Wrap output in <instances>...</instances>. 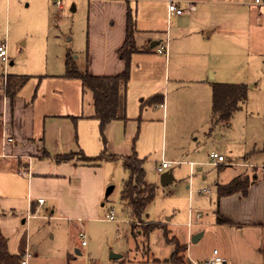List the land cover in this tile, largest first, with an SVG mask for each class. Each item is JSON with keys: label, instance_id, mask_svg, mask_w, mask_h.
Segmentation results:
<instances>
[{"label": "rangeland", "instance_id": "374dc122", "mask_svg": "<svg viewBox=\"0 0 264 264\" xmlns=\"http://www.w3.org/2000/svg\"><path fill=\"white\" fill-rule=\"evenodd\" d=\"M54 1L0 0V42L6 43L8 55L7 63L0 61L1 84L7 74H62L67 51L83 64L98 30V21L89 19V0H61L62 9ZM173 1L186 8L183 15L168 16V0L130 2L138 42L149 36L165 42L168 31V59L159 53L132 57L128 119L109 123L106 151L98 121L86 122L98 141L85 151L87 156L102 150L129 155L133 148L144 160L145 181L153 186L154 197L141 221L131 217L120 198L127 178L120 159L98 166L44 160L30 171L52 170L53 177L47 173L29 181L26 172L0 168V231L10 253L30 254L26 264H173L176 243L186 246L183 264L204 263L213 258V250L220 256L226 246L233 250L245 242L234 218L257 211L259 204L241 193L222 200L216 184L238 175L253 179L264 168V29L252 31L245 25V0H232L236 4L229 6L222 0ZM211 29L214 33L207 37ZM51 81H57L50 84L57 89L60 85L64 104L73 106L76 98L85 110L91 93L85 89L81 96L78 80ZM210 81L247 87L246 101L228 124L210 123ZM36 88L31 77L21 93L27 96ZM155 94L156 100L148 101ZM212 152L226 162L212 163ZM162 161L170 164L164 171L174 177L165 186L157 170ZM39 197L45 203H38ZM49 209L54 213L48 214ZM110 212L114 220L105 218ZM145 221L156 226L144 231ZM79 230L86 234L84 246ZM111 254L120 257L112 259Z\"/></svg>", "mask_w": 264, "mask_h": 264}, {"label": "crops", "instance_id": "0c3cea01", "mask_svg": "<svg viewBox=\"0 0 264 264\" xmlns=\"http://www.w3.org/2000/svg\"><path fill=\"white\" fill-rule=\"evenodd\" d=\"M166 1L167 0H162V2ZM222 1L228 6L236 4V2L232 3V0ZM130 2L131 0H89V19L98 21V30L95 31L94 35L97 39L95 43L90 44L89 42V52L88 46L86 47L83 64L78 63L77 59H75L71 52L68 51L71 54V57L75 60L78 68H87L90 74L96 76L114 75L124 70L125 61L118 56L117 50L124 44L125 41L127 11L131 10ZM245 2L247 1L245 0ZM176 3L178 7H180L179 2L177 1ZM190 3L193 4L191 1ZM54 4H56L59 9L63 8L61 0H55ZM246 4L248 5V15L245 19V25L252 31L263 30L264 0H260L259 3L247 2ZM182 10L181 14H171L168 12L167 8L168 16H181L184 14L186 8ZM102 13L105 18L103 17L100 20ZM133 19L135 20L134 15ZM108 20L111 22L109 23ZM89 28L90 33L92 34L91 23ZM138 31L140 30L137 28L135 20L134 40L135 46H137V51L131 54L130 62L133 56L141 54L153 55L158 53L156 51V47L158 45L165 46V52L159 54H164L166 61V59H168V31L165 42L160 39H156L157 36L153 38L149 36L147 40L143 39L142 42H138ZM205 33L207 34V37H211L214 30L211 29V31H206ZM145 41L150 44L154 43L153 47H150V44H146ZM147 48L150 50H147ZM212 70L216 76L214 68ZM63 73L55 74L53 72H47L39 75H29V78H34L37 87L35 92L24 96L21 91L23 86L26 84L25 83L17 91L13 99H10L6 95L2 84L0 83V168L21 174H25L26 172L28 181L36 175V177L42 178L49 173L48 176H52V170L47 171L44 169H36L35 171L39 173L34 174L30 171V169L44 160H54V156L59 154L76 152L79 150L85 154V151L88 148L98 144L97 135L93 133L92 128L86 130V122L88 120L98 121L97 119L90 117L93 113L92 95L90 94L86 108L83 110L82 103L78 104V100L76 98L73 101V106L71 105V102L69 105L64 104L60 85L59 89H57V85H50L51 83L54 84L57 82L51 80L65 78L62 76ZM73 79L80 82L77 78H65L67 81H71ZM209 83L211 85V81ZM83 93L84 90L81 87L80 95L83 96ZM162 98H160L159 101L160 106L164 102V98ZM109 123L107 126H109ZM8 138H10V140H8ZM106 145L103 147L105 151ZM86 153L88 152L86 151ZM229 162H231V160H228L227 163ZM56 163H63L64 165H67L68 163L80 166L83 165L72 161ZM191 166H193V163H190V168ZM245 167L247 168L251 166L246 165ZM197 169L200 170V167ZM54 171L55 170H53V173ZM59 176L65 178V176L61 174ZM239 194L240 193H234L220 199L224 200L227 197L232 198L238 196ZM242 195H245L248 199L251 198L253 201L257 202L259 204L258 210L248 211L246 215L234 218V220L237 221V228L243 232L242 234L245 237V242L233 250L226 246L225 249L220 252V256L225 259L226 264H264V168L261 171L260 176L254 178L253 182L248 186L246 192ZM47 211L50 215L54 213L53 209H49Z\"/></svg>", "mask_w": 264, "mask_h": 264}, {"label": "trees", "instance_id": "16d2710c", "mask_svg": "<svg viewBox=\"0 0 264 264\" xmlns=\"http://www.w3.org/2000/svg\"><path fill=\"white\" fill-rule=\"evenodd\" d=\"M126 20L125 41L117 50L118 56L125 61V68L122 72L114 75H92L88 72L87 68H78L68 51L65 55V71L62 76L69 79H79L83 90L90 91L93 105V113L90 117L99 121V131L104 145H106L104 130L107 124L113 120L126 121L128 119L126 116V89L130 79V57L133 52L137 51L134 40L135 20L133 19L131 10L127 11ZM147 50L150 49L147 48ZM29 77L28 75H5L2 87L6 95L10 99H13ZM211 86L212 105L210 123L211 125L219 123L227 124L233 112L240 109L246 101L247 87L242 83L221 82H211ZM156 96L149 97L148 101L156 100ZM160 98L158 101H160ZM142 105L144 104L142 103ZM76 155L78 159L74 158ZM117 159L122 161L123 168L127 172V178L121 184L120 198L129 209L131 217L137 221H141L146 206L154 197V189L151 184L145 181L144 160L138 157L134 150L129 155L108 154L102 151L98 155L91 157L79 150L54 156L56 162L72 161L88 166H98L102 161ZM253 180L254 178L249 179L248 177H240L238 175L228 183H218L216 184L217 195L220 198L234 193L244 194ZM155 226V224L146 222V229L143 230L149 231ZM185 250V245L176 243L175 251L171 257L173 264H183ZM22 256L8 251L7 239L0 231V264H22Z\"/></svg>", "mask_w": 264, "mask_h": 264}, {"label": "built area", "instance_id": "2783aa9c", "mask_svg": "<svg viewBox=\"0 0 264 264\" xmlns=\"http://www.w3.org/2000/svg\"><path fill=\"white\" fill-rule=\"evenodd\" d=\"M247 2H252V3H259L260 0H246ZM57 3L59 4V2L57 1ZM182 9L180 7H178L177 3L175 1L169 0L168 2V12L169 13H175V14H181L182 13ZM166 50L164 45H158L156 47V51L158 53H164ZM0 61L7 63L8 62V55H7V47H6V43L5 42H0ZM8 140H10V138H8ZM210 159L213 160L212 163H221V162H226L225 158L222 155H219L215 152H212L209 155ZM170 167V164L167 161H162L161 164L157 167L158 172H163L164 169ZM203 193H209V190H203ZM38 203H43L44 200L42 198H39L37 200ZM192 216V213H191ZM195 218L200 217V213H196L194 215ZM106 218L108 220H114V215L112 212L107 213L106 214ZM78 236L81 239V245H85V232L80 230L78 232ZM27 256H29V254H25L22 257L21 263L22 264H26V258ZM192 264H226V261L223 257L218 255L217 250H213V258L209 261H205L204 263H198V262H193Z\"/></svg>", "mask_w": 264, "mask_h": 264}, {"label": "water", "instance_id": "95a60500", "mask_svg": "<svg viewBox=\"0 0 264 264\" xmlns=\"http://www.w3.org/2000/svg\"><path fill=\"white\" fill-rule=\"evenodd\" d=\"M153 45H154V43H151V44H150V47H153ZM173 179H174V177H173L172 172H171L170 170H168V171H163V172L160 174V183H161L162 186H165V185L170 184V183L173 181ZM111 189H112V186H109V187L107 188V192H106V194L109 193ZM200 235H201V234L194 235V236L192 237V241H193V242L196 241V240L200 237ZM76 253H79V251L76 250ZM110 257H111L112 259H117V258L120 257V255H118V254H111Z\"/></svg>", "mask_w": 264, "mask_h": 264}]
</instances>
